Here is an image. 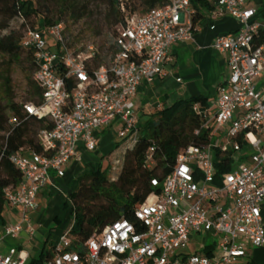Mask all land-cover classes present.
<instances>
[{
  "label": "built area",
  "instance_id": "2783aa9c",
  "mask_svg": "<svg viewBox=\"0 0 264 264\" xmlns=\"http://www.w3.org/2000/svg\"><path fill=\"white\" fill-rule=\"evenodd\" d=\"M249 1L212 0L208 13L211 20L229 15L239 26L211 44L227 61L214 98L207 106L192 105L207 141L179 152L163 180L150 179L159 192L134 209L133 220L109 223L79 250L65 231L42 264H247L254 250L264 248V85H257L264 75V23L254 18ZM195 15L191 0H165L126 26H115L113 48L105 49L97 65L98 50L92 44L77 51L69 47L61 22L39 23L23 33L20 46L33 53V77L42 91V102H27L24 109L37 118L48 116L52 127L38 133L42 152L9 156L20 179L4 186L2 195L7 207L20 210V221L0 226V264L26 263L24 251L8 246L2 252V246L24 229L33 234L29 212L37 208L50 170L62 176L79 147L94 151L96 132L114 123L117 137L136 140L138 87L165 74L173 61L171 47L193 38ZM217 153L229 159L219 177ZM146 163L152 164L150 155Z\"/></svg>",
  "mask_w": 264,
  "mask_h": 264
},
{
  "label": "trees",
  "instance_id": "16d2710c",
  "mask_svg": "<svg viewBox=\"0 0 264 264\" xmlns=\"http://www.w3.org/2000/svg\"><path fill=\"white\" fill-rule=\"evenodd\" d=\"M36 1L0 0V31L9 28V23L13 18L20 19L18 28L10 29L0 35V54L6 56L7 59L0 64V226L6 223L5 210L7 208L2 188L18 183L20 179V172L10 162L9 156L18 150L42 152L38 133L42 129L52 127V120L48 116L37 118L28 114L24 109V104L27 102L35 105L42 102V91L33 77L34 62L33 74L28 77L26 101H15L11 85V66L23 50L20 46V39L27 29L35 27L33 25L34 16L39 15ZM108 1L110 12L107 19L110 27L114 26L115 29L118 23L126 26L130 18L137 16L128 0ZM141 2L145 6L142 11L144 13L150 8L161 6L165 0H141ZM191 2L196 9L195 22L201 16L198 6L210 9V5L205 0H191ZM60 22L57 19L51 20L43 17L40 24L50 26ZM111 41L106 49L113 48ZM67 43L70 47L68 36ZM25 51L32 59V51ZM100 61L101 56L98 54L95 64H99ZM72 84L71 80L67 83L68 87ZM208 100V96L202 95L178 98L169 106L141 113L137 123L136 140L131 143L122 138L123 142L125 141L128 145L123 153L122 164L115 179L108 178L109 168L108 166L102 168L101 159L94 164L93 169L79 177L78 185L68 195L69 202L64 203V207L69 208V218L74 221L69 231L74 238L73 249L79 250L81 243L94 232L101 231L117 219L133 220L134 209L152 192H159V188L151 186L150 179L163 180L168 175L179 152L189 144H204L207 141L208 131L200 128L201 119L192 109V105L200 102L202 106H207ZM196 129H199L198 134L195 133ZM118 147V142H114L106 154ZM151 147L152 151H150ZM148 155L152 159L150 166L146 163ZM217 157L221 158V161L215 162L216 176L219 177L228 170L229 159L220 153H217ZM48 241L46 240L45 243ZM49 243L52 247L55 244L52 241ZM204 253L210 254V249H206ZM51 255V249L45 248L25 264H42ZM247 264L259 263L253 259Z\"/></svg>",
  "mask_w": 264,
  "mask_h": 264
},
{
  "label": "crops",
  "instance_id": "0c3cea01",
  "mask_svg": "<svg viewBox=\"0 0 264 264\" xmlns=\"http://www.w3.org/2000/svg\"><path fill=\"white\" fill-rule=\"evenodd\" d=\"M205 1L210 5V9L197 5L201 16L195 21L197 29L193 32V38L174 44L171 47L170 54L173 61L165 66V74L151 83L143 82L138 87L135 98V110L138 118L143 112H151L152 106L160 107L162 103L163 106H169L178 98H189L198 95L208 96V104L214 98L218 84L227 74V61L226 55L213 50L211 44L218 35L236 32L239 24L235 18L229 15L216 20L209 19L208 13L214 4L212 0ZM248 6L256 9L254 18L264 23V0H250ZM257 85H264V75L257 79ZM115 124L117 123L112 125ZM96 134L98 142L92 154L80 146L77 158L72 159L65 165L62 176L57 175L55 172L50 173L49 183L38 194L37 208L29 212L31 214V217L29 216L30 223L34 229L33 234L29 235L24 229L16 238H6L2 246V252H5L8 246H15L17 250L24 251L27 254L26 261H28L45 248L51 249V252L53 251L54 246L52 247L49 241L54 244L61 233H56L52 239H50V234L47 236H44L42 232L39 234L37 233L40 230L38 222L42 221L47 224L51 218L57 216L58 202L62 201L63 206L65 202H69L68 195L76 187L79 177L93 169L94 164L106 155V151L111 147V139L108 133H105V128L98 130ZM124 143L126 144L125 141ZM127 145L128 143L125 147ZM39 198L45 199L46 209L51 212L46 218L40 217V212L37 213L40 209ZM6 210V223L20 221L19 209L7 207ZM67 213L69 214V208H67ZM46 240H49L48 243H45ZM254 260L258 262L255 256Z\"/></svg>",
  "mask_w": 264,
  "mask_h": 264
},
{
  "label": "rangeland",
  "instance_id": "374dc122",
  "mask_svg": "<svg viewBox=\"0 0 264 264\" xmlns=\"http://www.w3.org/2000/svg\"><path fill=\"white\" fill-rule=\"evenodd\" d=\"M36 2L39 15L34 16V26L41 23L43 17L51 20L57 19L61 21L63 32L68 36L69 45L72 49L77 51L84 48L87 44H92L98 50L99 55L105 54V49L115 34L114 26L110 27L108 24L107 16H109L110 12L108 0H37ZM128 2L130 7L135 9L136 15L142 14L145 6L141 0H128ZM19 26L20 19L13 18L9 23V28L1 30L0 35L5 34L10 29H16ZM3 60H7L6 56L0 54V64ZM14 60L16 61L10 69L14 99L17 102H24L27 99L28 93V77L32 76L34 70L33 61L30 56H27L24 49L20 51L17 59ZM160 102L162 101L160 100ZM162 106L163 103L160 107L154 105L150 110L152 112L161 109ZM117 129L118 124L112 125L109 128L105 127V133H108L111 139V145L114 142H118L120 147L100 158L102 168L106 166L109 168L108 178L110 180L115 179L120 170L123 153L126 150L125 146L127 144H123V139L117 137ZM89 152L92 154V151ZM52 172L54 171L50 170V173ZM38 201L40 209H38L37 213L40 212V217L46 218L51 214L50 210L46 209V201L41 198ZM58 204L57 216L51 218L47 224L41 221L38 222L40 226L37 225L40 228L37 233L40 234L42 232L44 236L50 234V239L56 233L71 230L74 225L73 219L69 218L67 208L63 206V202L60 201ZM29 216L31 217V214ZM253 253L257 261L260 264H264V248L256 249Z\"/></svg>",
  "mask_w": 264,
  "mask_h": 264
}]
</instances>
